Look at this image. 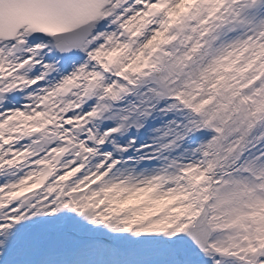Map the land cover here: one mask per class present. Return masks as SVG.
<instances>
[{"label": "snow or ice", "instance_id": "snow-or-ice-1", "mask_svg": "<svg viewBox=\"0 0 264 264\" xmlns=\"http://www.w3.org/2000/svg\"><path fill=\"white\" fill-rule=\"evenodd\" d=\"M0 264H264V0H0Z\"/></svg>", "mask_w": 264, "mask_h": 264}]
</instances>
